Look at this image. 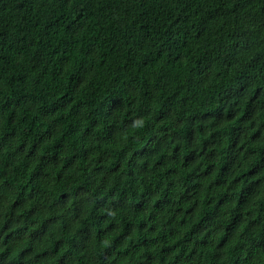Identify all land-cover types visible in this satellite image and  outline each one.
Here are the masks:
<instances>
[{
    "label": "trees",
    "instance_id": "16d2710c",
    "mask_svg": "<svg viewBox=\"0 0 264 264\" xmlns=\"http://www.w3.org/2000/svg\"><path fill=\"white\" fill-rule=\"evenodd\" d=\"M0 264H264V0H0Z\"/></svg>",
    "mask_w": 264,
    "mask_h": 264
}]
</instances>
